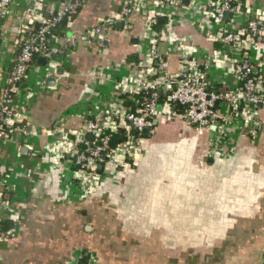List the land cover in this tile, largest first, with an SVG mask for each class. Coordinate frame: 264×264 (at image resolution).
<instances>
[{"label": "crops", "instance_id": "0c3cea01", "mask_svg": "<svg viewBox=\"0 0 264 264\" xmlns=\"http://www.w3.org/2000/svg\"><path fill=\"white\" fill-rule=\"evenodd\" d=\"M30 3L12 0L4 17L0 98ZM247 3L264 12V0ZM55 9L48 2L41 18ZM118 9V0H85L47 65L35 62L29 71V91L16 103L27 136L0 142V229L13 230L0 242V264H78L84 252L97 264H264V105L255 138L237 124L198 133L163 110L136 165L109 172L89 196L73 183L71 157L55 155L56 142L82 127L85 111L103 116L124 79L152 65L139 13L115 21L102 47L83 42ZM225 20L236 26L243 18ZM169 21L172 34L158 44L166 74L178 68L176 40L213 54L216 45L196 27L210 28L206 16L174 9ZM251 57L262 63L264 80V40Z\"/></svg>", "mask_w": 264, "mask_h": 264}, {"label": "built area", "instance_id": "2783aa9c", "mask_svg": "<svg viewBox=\"0 0 264 264\" xmlns=\"http://www.w3.org/2000/svg\"><path fill=\"white\" fill-rule=\"evenodd\" d=\"M118 0L117 13L101 19L83 34V42L100 48L107 41V32L115 21L127 23L133 13L145 20L144 36L147 40L152 65L138 67L135 76L124 79L119 97L103 116L90 111L82 114V127L64 135L56 142L57 157L68 155L75 168L74 184L87 196L92 195L109 172L136 165L142 156L141 131L152 130L156 117L167 109H180L176 114L186 125L198 133L237 124L250 138L260 130L259 108L264 105L262 63H255L251 51L264 40V12L251 9L247 0ZM12 0H0V36L4 17ZM26 11L30 20L18 29L17 52L12 68L7 72L0 98V142L15 135L27 136L21 114L9 107L11 96L24 99L29 91V63L33 59L51 56L61 38L58 31L69 32L59 26L64 19H72L85 0H30ZM56 5L52 15L42 19L47 3ZM174 9H185L193 16H206L210 28L197 23V29L215 45L212 55L198 50L188 51L176 40L179 64L174 74H166V60L158 52V44L172 34L170 19ZM242 17L240 25L226 23V17ZM40 19V20H39ZM23 21V20H22ZM31 21L40 27L31 32ZM232 25V26H231ZM68 46L76 44L73 36L66 38ZM1 53V46H0ZM214 72H219L214 79ZM228 80H231L229 82ZM161 94L165 95L163 104ZM130 100L134 107L125 105ZM161 106V110H158ZM22 106L21 108H23ZM166 111V110H165ZM127 133L125 141L112 147L111 137L120 129ZM136 135H128V132ZM86 136H91L87 140ZM100 167V168H99ZM100 169V170H99ZM0 176V183L3 181ZM13 235V230L0 232V242ZM93 257V256H91ZM88 264H97L90 258Z\"/></svg>", "mask_w": 264, "mask_h": 264}, {"label": "trees", "instance_id": "16d2710c", "mask_svg": "<svg viewBox=\"0 0 264 264\" xmlns=\"http://www.w3.org/2000/svg\"><path fill=\"white\" fill-rule=\"evenodd\" d=\"M244 1L245 0H242L243 3H244ZM74 16H73V18H74ZM73 18L72 19H64L63 22L60 24L59 27L61 29H64V28L65 29H68L69 26H70V24L72 23ZM30 27H31V32H35L40 27V23L37 24V23L32 22V23H30ZM66 33L67 32H62V31H58L57 32V34H59V36H61V37L65 36ZM218 47H219V45H216L215 46V48H218ZM13 60H14V58H13ZM35 62L36 61L34 60V61H31L29 63L30 69L33 67V65L35 64ZM12 66H13V61L11 63L10 69L12 68ZM164 99H165V95L164 94H161V101H160L161 104H163ZM16 103H17V99L11 96V99L9 101V107L14 112H16V110H17V104ZM125 105H130V107H132V108L134 107L133 103H132V106H131V101L130 100H125ZM172 111L175 112L176 114H178L180 112V109L177 108V107H174L172 109ZM22 125H23V123H22ZM128 135L134 136L136 134H135L134 131L133 132L131 131V132H128ZM126 138H127V133H126V131L124 129L121 128L119 130V133H117V134H115V135H113L111 137V144L110 145L112 147H115L117 144L125 141ZM0 232H4V230H1L0 229ZM90 258H94V260H95V257H91V255L88 252H84L83 255L79 258L78 264H88V262L90 261L89 260Z\"/></svg>", "mask_w": 264, "mask_h": 264}, {"label": "water", "instance_id": "95a60500", "mask_svg": "<svg viewBox=\"0 0 264 264\" xmlns=\"http://www.w3.org/2000/svg\"><path fill=\"white\" fill-rule=\"evenodd\" d=\"M185 3L187 2L186 0L184 1ZM228 16V15H227ZM51 56H48L47 58L41 57V58H37V59H33V61L35 60L38 64L42 65L43 67H45L47 65L48 59ZM49 74H52V69H49ZM158 110H161V106H158ZM150 134V130L149 129H143L141 131V136H148ZM87 140H91V136H86ZM100 168V167H99Z\"/></svg>", "mask_w": 264, "mask_h": 264}, {"label": "rangeland", "instance_id": "374dc122", "mask_svg": "<svg viewBox=\"0 0 264 264\" xmlns=\"http://www.w3.org/2000/svg\"><path fill=\"white\" fill-rule=\"evenodd\" d=\"M112 236V235H111ZM114 237V240H117L119 241V237L118 236H113Z\"/></svg>", "mask_w": 264, "mask_h": 264}]
</instances>
